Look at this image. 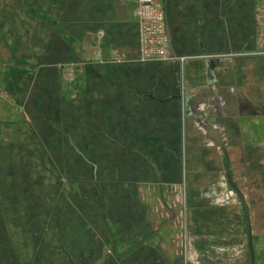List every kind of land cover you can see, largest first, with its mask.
<instances>
[{"label":"crops","instance_id":"crops-1","mask_svg":"<svg viewBox=\"0 0 264 264\" xmlns=\"http://www.w3.org/2000/svg\"><path fill=\"white\" fill-rule=\"evenodd\" d=\"M158 2L174 62L140 60L132 2H8L0 89L40 168L6 144L0 174L35 264H264V0ZM101 31L125 61H93Z\"/></svg>","mask_w":264,"mask_h":264},{"label":"rangeland","instance_id":"rangeland-1","mask_svg":"<svg viewBox=\"0 0 264 264\" xmlns=\"http://www.w3.org/2000/svg\"><path fill=\"white\" fill-rule=\"evenodd\" d=\"M10 1L11 0H3L1 4L0 52L6 40L8 43L10 42V35L9 32H7L6 22V15L9 10L8 2ZM12 1L19 2L20 0ZM78 82L76 83L77 87L81 86ZM24 118L25 113L23 109L20 108V104L17 105L16 99L9 94L8 91L0 89V171L4 163L2 149H4V145L10 144L14 146L13 150L17 153V157L12 159V165L17 166V169H19L21 163H23V165L25 162L28 163L26 165L31 167L33 171L31 177L32 181H34V178L37 176L36 172L40 168L37 162L38 160L36 161L35 158H33L29 161L25 157H20L19 155L21 152L25 153V151H21L23 147L21 141H19L20 135L23 132L22 128L25 129V125H23ZM12 120L15 121L14 123L17 121L18 124L11 127L9 124L13 122ZM10 137H12L11 141H9ZM16 174H18V176L20 175V173ZM4 185L3 176L0 174V264H35L34 249L32 247L36 244V240H38L37 233L38 230L41 229L35 220V207L17 206L18 204L14 205L10 203V201H8L9 199L5 196L7 189H5ZM32 191L33 197H35L34 190ZM24 208H26V210L28 209L29 212L27 214ZM7 212L13 213L14 215L9 216ZM27 249L28 251L30 250V252L25 254V252H28ZM20 250L24 252L23 256H21Z\"/></svg>","mask_w":264,"mask_h":264},{"label":"built area","instance_id":"built-area-1","mask_svg":"<svg viewBox=\"0 0 264 264\" xmlns=\"http://www.w3.org/2000/svg\"><path fill=\"white\" fill-rule=\"evenodd\" d=\"M123 1L132 2L135 5L134 16L140 27V60L174 62L176 57L172 52L167 15L162 3L158 0ZM96 38L93 61L108 63L126 60L124 53L118 49H112L109 53L105 52L102 31ZM182 61L185 59H181ZM65 79L69 82L76 80L73 71L65 73Z\"/></svg>","mask_w":264,"mask_h":264},{"label":"water","instance_id":"water-1","mask_svg":"<svg viewBox=\"0 0 264 264\" xmlns=\"http://www.w3.org/2000/svg\"><path fill=\"white\" fill-rule=\"evenodd\" d=\"M251 264H254V260L252 259V262H251Z\"/></svg>","mask_w":264,"mask_h":264}]
</instances>
